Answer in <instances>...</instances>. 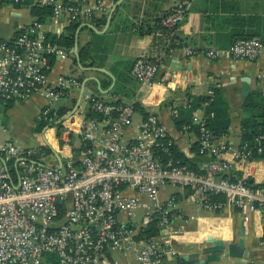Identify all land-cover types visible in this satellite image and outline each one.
Segmentation results:
<instances>
[{
    "label": "built area",
    "instance_id": "obj_1",
    "mask_svg": "<svg viewBox=\"0 0 264 264\" xmlns=\"http://www.w3.org/2000/svg\"><path fill=\"white\" fill-rule=\"evenodd\" d=\"M23 1L0 0V8L5 3L17 5ZM28 1L53 4L54 16L65 13L72 21L91 20L105 10L102 4ZM190 7L191 0H178L162 15L161 25L170 32V38ZM45 27L44 22L35 21L19 36L0 40V99L46 98L42 116L50 120L49 126L57 125L52 137L63 143L64 134L74 136L81 146L76 158L71 154L62 162L56 158L54 165L41 166L29 160L33 151L45 153L41 146L24 147L12 139H2L1 132L6 129L0 127V264H41L48 253H56L60 264H111L113 252L130 264H164L168 255L176 253L172 243L176 228L170 218L172 201L166 206L161 200L162 189L168 185L191 187L207 209L230 204L238 207L247 221L254 213L264 217V187L229 176L231 166L223 157L228 146L216 143L205 118L198 113L193 114V122L199 129V153L212 158L201 171L174 161L171 152L163 148L161 140L168 130L154 112L143 119L135 139L125 138L134 121L136 101L117 104L92 96L88 108L100 117H89L88 111L81 112L77 120L72 119L76 112L70 117L68 113L58 115L55 101L69 97L79 82L60 77L59 88L50 82L52 64L48 55H63L64 50L47 40ZM186 52L194 53L189 47ZM222 53L219 49L206 52L212 59ZM229 54L237 60L257 61L264 56V42L259 36L239 38ZM159 65V59L139 56L131 74L152 88ZM210 95H214L213 90ZM173 112L175 117L179 115L178 108ZM47 142L50 145V138ZM159 147L167 160L157 154ZM237 153L247 159L240 150ZM9 162H13V168ZM209 193L224 195L225 202L212 204ZM138 213L141 218L136 221ZM154 221H158V235L140 236Z\"/></svg>",
    "mask_w": 264,
    "mask_h": 264
},
{
    "label": "crops",
    "instance_id": "obj_2",
    "mask_svg": "<svg viewBox=\"0 0 264 264\" xmlns=\"http://www.w3.org/2000/svg\"><path fill=\"white\" fill-rule=\"evenodd\" d=\"M68 1L88 6L102 4L105 10L93 20L80 21L81 24L76 30L79 53L90 41H93L95 49L94 59L85 62L81 60L85 69L79 67L73 53L74 47L69 51L61 46L64 54H57L52 58L49 73L52 85L59 88L60 77H72L79 82V86L73 88L66 98V103L60 108L70 107L73 101L82 95L84 83L81 77L85 79L94 77L96 80H89L85 84L88 95L83 97L73 120H77L81 112L89 110L86 98L90 93H93L94 97L110 102L116 99H122L124 103L137 101L148 113L154 112L159 116L175 144L189 161L201 170L212 158L196 150L199 137L194 129L188 126L177 127L173 110L188 106L195 97L212 96L210 91L217 86L229 107V133L216 139L218 145L228 146L223 157L231 166L229 176L234 179L246 178L255 186L264 187V159L249 160L237 156L242 140L241 122L247 115L244 111L245 101H242L237 87L241 85V77L249 76L252 91H264V56L250 62L234 59L229 54V48L234 41L232 35L252 31L258 27V24L244 22L241 18L257 15L264 17V0H191L190 10L175 32L180 46L172 49L168 47L171 38L166 28L156 29L151 33H147L145 29L147 26L156 25L158 19L178 0H123L110 21L109 13L118 0ZM103 17L107 19L106 22L102 21ZM36 19L30 5L5 3L0 8V40L14 38L33 25ZM99 19L101 20L98 21ZM86 23L95 28L87 26ZM71 24L69 16L62 13L59 16L52 15L48 22H45V29L47 33L59 37L69 33ZM187 47L194 53L188 54ZM210 49H219L223 53L220 57L212 59L206 54ZM139 56L159 59L156 84L152 88L142 85L131 74L132 64ZM91 67L102 68L105 71ZM123 77L127 78V81L118 80ZM118 85L119 89L115 91ZM17 102L21 104L17 105ZM10 103L12 105L8 106ZM47 103L46 98L38 95L27 100H0V125L6 129L1 132L2 139L19 142L22 136L19 133L21 129L33 133ZM194 113L204 117L203 108L195 109ZM15 119L19 121L15 123ZM143 119L144 116L137 110L132 126L125 132L127 140L135 139L139 135ZM66 123L68 124V121ZM192 124L197 126L193 118ZM56 126H51L44 133L45 136L42 135L45 142L48 138L51 141L48 147L53 158L47 153L40 158L48 165L55 164L57 156L54 150L65 160L71 154L76 158L81 146L80 140L74 136L68 137L64 134L63 143L53 138ZM191 189L170 185L162 189L161 200L166 203L165 205L172 201L170 218L176 228L172 241L176 253L168 255L164 259V264H185V260L196 259H200L196 264H204L201 248L213 244L214 241L222 242L226 248L218 253L219 259L209 264H264L262 214L254 213L247 221L240 214L238 207L230 204L207 209L194 191L189 194ZM241 238L244 239L242 257L229 255V245L236 243L239 247ZM196 253H200L198 257L195 256ZM110 259L111 264H130L117 252L111 253Z\"/></svg>",
    "mask_w": 264,
    "mask_h": 264
},
{
    "label": "trees",
    "instance_id": "obj_3",
    "mask_svg": "<svg viewBox=\"0 0 264 264\" xmlns=\"http://www.w3.org/2000/svg\"><path fill=\"white\" fill-rule=\"evenodd\" d=\"M82 1V0H80ZM64 2L68 5L79 4V2H72L68 0H64ZM27 4L31 6L32 14L37 18L38 22H48V19L53 15L54 5L45 3V4H32L31 1H23L17 5ZM95 19V18H94ZM244 22H249L253 24H258V27L248 32H238L232 37L235 40L239 38L246 37H255L259 36L262 38L264 42V17L262 16H249L248 18H241ZM93 20V19H92ZM99 19L98 21H100ZM106 18L103 17L102 21L106 22ZM80 21H72V24L69 28L68 34H62L61 36H57L56 34L46 33L47 40H51L52 42H56L58 45L68 49L69 51L75 45L76 41V30L80 25ZM161 25V18L158 19L157 24L154 26H147L145 31L147 33H151L156 29L163 28ZM143 29V27H141ZM165 28V27H164ZM24 31L20 32L15 37L24 33ZM31 38H34V34L30 35ZM169 48H175L180 46L178 43L177 34H175L171 40L169 41ZM9 45H12V40L7 42ZM232 43V44H233ZM231 44V45H232ZM95 49L93 47V41L88 42L84 45L80 50L81 60L85 62L89 59H94ZM55 55H48L50 62L52 63V58ZM134 63V62H133ZM133 66V64H132ZM119 81H127V78H120ZM214 95L213 96H199L195 97L190 101L188 106L179 109V115L175 118L176 125L178 128H184V126L191 125V128L194 129L197 133H199L198 126L192 124L193 112L197 108H203L204 110V118L207 128L213 133L214 138L218 139L222 136H225L229 133L230 130V118L228 115L229 107L227 103L224 101L222 97L221 89L217 86L213 87ZM119 85L115 89L118 91ZM13 100V98H11ZM3 101H10V99H0ZM75 101H73L72 105L68 108H55L58 112V115L62 116L70 111L74 105ZM114 103L122 104L124 103L122 99L114 100ZM207 103L205 106L204 104ZM12 104H8L11 106ZM136 111H140L144 118L148 116V112L144 109V107L139 103L135 102ZM244 111L247 115L242 119L241 122V130H242V140L239 146V150L241 151V155L246 154V158L249 160H260L264 159V91L253 90L244 102ZM88 116L100 117L98 114L94 113L91 110H88ZM213 113V115H211ZM50 124L49 119H45L43 116L38 121V127L36 130H41L43 127ZM60 125V124H59ZM61 126V125H60ZM59 136H61V129H59ZM163 148H167L171 152V157L174 161L181 164H188L193 169L201 171L198 166L192 164L189 159L185 156V154L180 150V148L175 144L174 140H172L171 136L168 134L165 138L161 140ZM159 147L156 149L157 154L160 156L162 160H167L168 156L164 152V149ZM196 150L199 152V145L196 147ZM42 151L49 154L51 153V149L46 146V144L42 145ZM44 153V154H45ZM9 166L11 168L14 167L13 162H9ZM247 183L253 184L250 180H247ZM194 189L190 190L189 194L192 193ZM209 200L214 205H219L220 203L225 202V197L222 194L209 193ZM158 221H154L150 224V226L144 229L140 236H145L147 238H152L158 235ZM42 264H60V259L56 253H48L45 255Z\"/></svg>",
    "mask_w": 264,
    "mask_h": 264
},
{
    "label": "water",
    "instance_id": "obj_4",
    "mask_svg": "<svg viewBox=\"0 0 264 264\" xmlns=\"http://www.w3.org/2000/svg\"><path fill=\"white\" fill-rule=\"evenodd\" d=\"M123 0H118L114 7L111 9L110 13H109V16H108V21L111 20L112 16H113V13L115 12V10L118 8V6L122 3ZM87 26L91 27V28H95L93 25L89 24V23H86ZM96 30V29H95ZM79 43H78V35H76V41H75V46H74V49H73V53H74V56L76 57L77 59V62H78V65L81 69H85L86 67H84L82 65V62H81V55L79 53ZM91 69H95V70H102V71H105L104 69L102 68H97V67H91ZM114 81H115V77H113ZM241 85L237 87L238 91L241 93V97H242V101L244 102L246 100V98L248 97V95L251 93L252 91V85H251V78L249 76H243L241 77ZM81 80H82V83H84V86H83V93L82 95L75 101L72 109H70L69 113L67 114L68 117L72 116L76 111L77 109H79L80 105H81V102L83 100V97L84 96H87L88 95V91L85 90V84L87 83V81L89 80H96L94 77L93 78H88V79H85V77H81ZM86 92V93H85ZM93 96V93H90L88 98H91ZM67 99L62 97V98H59L55 101L54 103V107L59 109L62 105H64L66 103ZM61 121H57V123H60ZM51 126L47 125L45 128H44V131H46L47 129H49ZM44 135V133H43ZM45 136V135H44ZM47 145L49 146V144L47 143ZM54 153L56 154L58 160L60 162H62V156L59 152L55 151L54 150ZM43 154L40 152V151H33L31 154H30V158L29 160L31 162H34L36 164H39L41 166H47V164L43 161H38L37 159H40L41 156ZM19 183V181H18ZM16 188H18V185H15ZM241 233L243 234V229L241 231ZM240 245H238L239 247H237V244H230L228 249V253L229 255L231 256H236V257H242V255L244 254V239L241 238L240 239ZM226 248V245L223 244L222 242L220 241H214L213 244L211 245H206L204 247L201 248V252L204 254V258L202 260V263L204 264H209L211 261H215L217 259H219V255L218 253L219 252H222L224 251V249ZM200 253H196L195 256L198 257ZM200 262V259H196V260H192V261H188V260H185V264H196Z\"/></svg>",
    "mask_w": 264,
    "mask_h": 264
},
{
    "label": "rangeland",
    "instance_id": "obj_5",
    "mask_svg": "<svg viewBox=\"0 0 264 264\" xmlns=\"http://www.w3.org/2000/svg\"><path fill=\"white\" fill-rule=\"evenodd\" d=\"M21 104V102H17V105H20ZM83 105H84V102L82 103ZM19 121V119H15V123H17ZM18 125V124H17ZM37 125H38V123H37ZM36 125V127L34 128V132L33 133H31L30 134V132L28 131V130H24V129H21L20 131H19V133H21V137H20V139H19V142L18 141H16L17 143H19V144H21L22 146H24V147H30V148H36L37 146H41L42 147V145L43 144H46L45 143V140L43 139V137H42V135H43V133H45L46 131H44V128L46 127H43V129H41V130H36V128L38 127ZM2 125H0V127H1ZM15 141V140H14ZM77 149V148H76ZM80 149V148H79ZM52 153H49L48 155L50 156ZM52 156V155H51ZM52 158H53V156H52ZM54 160V159H53ZM56 162V161H55ZM170 188H172V189H175V187H170ZM139 214V216L136 218V221L137 220H139L140 218H141V213H138ZM42 264V263H41Z\"/></svg>",
    "mask_w": 264,
    "mask_h": 264
}]
</instances>
